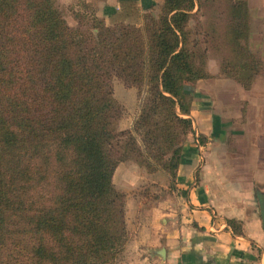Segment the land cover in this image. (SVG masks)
I'll return each mask as SVG.
<instances>
[{"label":"trees","instance_id":"1","mask_svg":"<svg viewBox=\"0 0 264 264\" xmlns=\"http://www.w3.org/2000/svg\"><path fill=\"white\" fill-rule=\"evenodd\" d=\"M196 2L165 0L138 23L78 15L72 26L56 0H0V264L122 256L129 231L116 167L133 159L174 178L193 126L188 84L208 76L206 48L198 60L190 47ZM246 4L229 0L233 21L215 48L223 71L250 89L263 62L237 21ZM116 76L148 85L128 130L117 129Z\"/></svg>","mask_w":264,"mask_h":264},{"label":"crops","instance_id":"2","mask_svg":"<svg viewBox=\"0 0 264 264\" xmlns=\"http://www.w3.org/2000/svg\"><path fill=\"white\" fill-rule=\"evenodd\" d=\"M56 1L67 9L88 6L106 23L122 19L138 23L165 0ZM189 116L193 130L187 135L174 178L162 175L144 183L156 188L166 179L171 190L168 197L180 198V205L172 208L166 205L167 197H148L135 230L127 219L129 239L120 262L264 264V131L239 138L243 152L239 150L238 162L227 156L225 148L219 149L215 161L210 146L215 142V123L194 105ZM246 172L252 176L245 177Z\"/></svg>","mask_w":264,"mask_h":264},{"label":"rangeland","instance_id":"3","mask_svg":"<svg viewBox=\"0 0 264 264\" xmlns=\"http://www.w3.org/2000/svg\"><path fill=\"white\" fill-rule=\"evenodd\" d=\"M246 3L247 9L245 7V12L239 13L240 19L237 21L238 23H248L250 48L256 53L255 57L263 62L250 89L244 88L239 81L240 77L234 76L232 69L231 72L223 71L225 61L222 58L224 55L215 48L218 40L222 39V36L218 34L219 29L224 28V23L233 21V18L230 19L229 0H197L188 22L190 47L196 50L198 60L202 51L205 48L207 50V53L205 52V72L208 74L207 77L188 84V89L191 92L188 99L191 100V107L194 105L197 112L207 113L215 123L213 126L215 142L210 145L213 147L211 158L215 161L219 149L225 148L227 156L232 160L235 157L238 162L239 159H242L239 150L243 149L239 148V143L237 144L239 138L243 137V134L264 131V0H246ZM56 5L67 23L72 26L81 24L77 22L78 15L85 16L84 21L87 22L85 24H88L87 20L93 15L92 9L88 6L83 8L70 6V9H67L57 4V1ZM157 11H153L154 15L157 14ZM218 23L220 24L218 25ZM195 41H198L197 47L194 46ZM113 90L116 103L119 106L117 129L128 130L139 114L141 101L148 93V85L145 81L140 88L129 86L128 82L126 83L116 76L113 79ZM192 130L193 126L190 131ZM187 135L184 137L182 148ZM237 152L238 157L235 155ZM244 156L247 158L249 155L244 153ZM242 174L246 175L245 177L252 176L250 172ZM162 175L164 178L167 176L172 179L163 171L148 173L133 159L118 163L113 181L116 187L125 194L126 220H130L132 224L130 228L133 227L135 230L138 218L141 216L140 213L144 208V202L148 197L153 195H156L157 199L167 197L166 205L168 207L173 208L180 205V198L168 197L171 190L170 186L165 183L166 179L162 178L159 187L156 188L144 185L145 182L151 183L153 178L160 179ZM124 255L122 254V256ZM122 256L115 264H123V260L120 262ZM4 261L2 260L1 263L6 264Z\"/></svg>","mask_w":264,"mask_h":264},{"label":"water","instance_id":"4","mask_svg":"<svg viewBox=\"0 0 264 264\" xmlns=\"http://www.w3.org/2000/svg\"><path fill=\"white\" fill-rule=\"evenodd\" d=\"M262 196H263V198H264V195H262ZM262 205H263V207H262V208H263V210H264V200H263V204H262Z\"/></svg>","mask_w":264,"mask_h":264}]
</instances>
